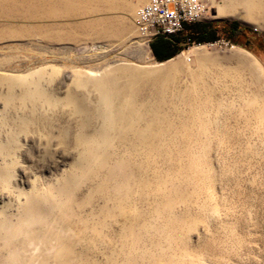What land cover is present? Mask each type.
I'll return each instance as SVG.
<instances>
[{"label": "rangeland", "instance_id": "374dc122", "mask_svg": "<svg viewBox=\"0 0 264 264\" xmlns=\"http://www.w3.org/2000/svg\"><path fill=\"white\" fill-rule=\"evenodd\" d=\"M84 1L0 0V264H264L263 14L201 0L224 43L158 62L149 0Z\"/></svg>", "mask_w": 264, "mask_h": 264}, {"label": "built area", "instance_id": "2783aa9c", "mask_svg": "<svg viewBox=\"0 0 264 264\" xmlns=\"http://www.w3.org/2000/svg\"><path fill=\"white\" fill-rule=\"evenodd\" d=\"M208 15L213 17L201 0H149L135 12L133 24L137 36L148 44L161 36L184 33L186 25L203 23Z\"/></svg>", "mask_w": 264, "mask_h": 264}, {"label": "bare ground", "instance_id": "6f19581e", "mask_svg": "<svg viewBox=\"0 0 264 264\" xmlns=\"http://www.w3.org/2000/svg\"><path fill=\"white\" fill-rule=\"evenodd\" d=\"M119 1H121V0H90L89 2H90V5L92 7H94V6L110 7L111 5H113L114 2L119 3ZM235 1H237L238 6L243 10V12L258 13L259 15L263 14V16H264V12H262V7L258 4L251 2L250 0H222L220 2V6L217 8L218 12L217 13L215 12V13L218 15H223V14L225 15L226 13L229 15L231 13L234 14L233 3ZM181 56L182 57L185 56V53H182ZM201 59L203 60L204 58L202 57ZM162 67H164V66H162ZM163 71H164V68H160L158 70L157 75L163 76ZM138 73H141V72H138ZM132 74H134L135 76ZM138 78H142V77L136 75V73L134 71H128V74L125 75V79L127 82L126 85L129 86V89H130L128 92V94L130 95V98H131V96H133V94L135 92H137L138 94L140 93V89L138 88L139 85L136 82V79H138ZM27 79H28L27 75L26 76L19 75L16 77L7 78L5 81L6 82L5 86H6L7 91H9L13 87V85H15V83H17L18 81L21 80V82H22L23 80H27ZM112 108L116 114H112V113H108V115L104 114L101 116V118L109 121L113 117H117L119 122L124 123L126 121H123L122 119L132 120L134 118L133 113L141 111V109L137 108L134 103L130 102V100L127 101V100H123V99H116L113 102ZM77 109L76 110L78 112H81V116H83L82 107L80 105H78ZM143 109H144L143 113H146V110L144 107H143ZM158 117H160V115L156 114L155 118H158ZM86 133H87L86 144H89V145L99 144L104 139L103 136L98 131L93 130V131L89 132L86 129ZM1 147L2 146L0 145V150L2 149ZM92 159L97 161L96 156H93ZM98 168L105 169V167H103L102 164Z\"/></svg>", "mask_w": 264, "mask_h": 264}, {"label": "trees", "instance_id": "16d2710c", "mask_svg": "<svg viewBox=\"0 0 264 264\" xmlns=\"http://www.w3.org/2000/svg\"><path fill=\"white\" fill-rule=\"evenodd\" d=\"M230 28V33H234L236 23H232ZM184 30V33L176 36L158 37L155 41L149 44L151 53L158 62H164L171 59L181 52L183 47L187 44H207L216 41V32L212 30L211 26L208 24L197 23L186 25ZM186 40H188V42Z\"/></svg>", "mask_w": 264, "mask_h": 264}, {"label": "crops", "instance_id": "0c3cea01", "mask_svg": "<svg viewBox=\"0 0 264 264\" xmlns=\"http://www.w3.org/2000/svg\"><path fill=\"white\" fill-rule=\"evenodd\" d=\"M156 39H157V38H156ZM156 39H154L153 41H155ZM153 41H152V42H153Z\"/></svg>", "mask_w": 264, "mask_h": 264}]
</instances>
